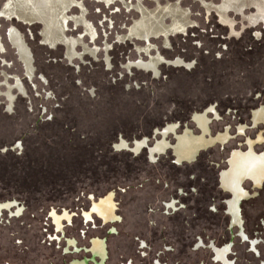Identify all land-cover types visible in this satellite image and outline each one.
I'll use <instances>...</instances> for the list:
<instances>
[{"label":"rangeland","instance_id":"rangeland-1","mask_svg":"<svg viewBox=\"0 0 264 264\" xmlns=\"http://www.w3.org/2000/svg\"><path fill=\"white\" fill-rule=\"evenodd\" d=\"M32 4L14 3L10 20L0 14V203L24 208L0 216V264H219L212 245L229 246L234 264H262L264 185L244 182L249 197L239 204L256 257L231 225L219 175L247 139L264 138V123L252 124L256 112L264 117V0H72L63 29L79 40L72 61L51 26L61 5L38 14ZM175 23L185 29L163 32ZM12 27L31 53L30 79ZM151 57L166 61L157 76L128 67ZM174 59L187 65L167 64ZM202 114L204 133L191 122ZM178 124L166 142L190 131L202 143L194 150L208 148L193 162L114 148L144 137L152 145L161 141L154 129ZM226 134L229 142L215 143Z\"/></svg>","mask_w":264,"mask_h":264},{"label":"flooded vegetation","instance_id":"flooded-vegetation-1","mask_svg":"<svg viewBox=\"0 0 264 264\" xmlns=\"http://www.w3.org/2000/svg\"><path fill=\"white\" fill-rule=\"evenodd\" d=\"M9 36V32H8ZM21 36V35H20ZM9 39V38H8ZM69 39V38H68ZM73 40L72 38H70ZM21 40L24 42L26 45L25 41L21 37ZM11 46L12 43L9 40ZM79 42V40H76V44ZM148 42V41H147ZM27 46V45H26ZM76 46V45H75ZM75 46L73 49L74 55L72 56V59L75 58V56H79L78 53H76ZM28 48V47H27ZM16 49V48H14ZM107 50V49H106ZM17 51V49H16ZM26 52V51H25ZM93 53V52H92ZM17 56L20 58L21 62L25 65V63L22 61L21 57L18 54L17 51ZM80 57V56H79ZM27 58H30V65L29 68L26 70V75L27 78H31L33 74V66H32V56L29 51V56L26 54L25 60ZM153 58V57H151ZM156 58V57H155ZM72 59H68L72 61ZM160 61H158L156 65V72H154L151 69L145 70L142 68L140 64L143 63H148L149 60L147 61H142L138 60L134 63H130L128 67H136L137 69L147 72L149 74H152L153 76H157L158 70L157 66L160 63L166 62L163 60V58L159 57ZM179 61L180 63H178ZM105 63L109 66L108 58L106 57ZM171 63L172 65L175 66H185L187 63L183 62L181 59H174L173 61L167 62V64ZM131 65V66H130ZM26 66V65H25ZM26 68V67H25ZM17 87L22 91L21 85L19 80L17 81ZM8 92V91H7ZM7 94V93H6ZM7 97V95H6ZM8 98V103L11 104L13 101V96L9 92V97ZM212 109H210L211 111ZM208 114V113H207ZM256 119V118H255ZM193 124L197 126V129L201 131V133H204L206 124H207V119L205 117V114L202 115H195L193 116V119H191ZM252 124L255 127L256 124L252 120ZM182 127V126H181ZM180 128L179 124L177 128H175L174 125L171 126H165L163 128L159 129H154V131L151 133V136L153 135V139L156 136H159L161 138L160 142H153L152 145H148L150 139L148 137H144L139 140H134L130 144V148L128 147L129 145L126 143L121 142L122 140L119 141V146L114 147L116 150H126L129 151L133 154H138L142 150L146 151V154L148 155L149 159L152 161H155V158L157 155H162V154H167L169 151L173 152L174 154V159L177 165L183 164V163H190L193 162L198 154L201 151H205L206 149H202L199 151H196L193 149V147H196L202 143L198 142L197 139L192 138L189 136V132L185 131L184 135L179 136L174 138L175 140V145H170L168 142L165 141V137L167 134L174 132L175 129ZM246 127H239L238 132L243 133L245 131ZM228 130V128H226ZM184 131V129H183ZM233 137L231 135H222L218 141H215L216 144H224L226 142H229ZM177 140V143H176ZM213 141H210V144ZM195 143V144H194ZM209 143V142H208ZM264 143V138H262V134H258L255 140L247 139L246 140V150L243 152L241 150H234L231 155L228 158L227 162V169L223 170L221 174L219 175V180H220V185L221 188L226 191L230 192L232 195V199L227 201V213L229 218L231 219V225H236L237 226V231H238V237H240L241 240L248 242V245L250 246L251 250L249 252L253 253L256 255V257H260V252L257 249V240H250L248 241V236L244 233L242 225H241V220H240V202L246 198L249 197V192L245 189L243 186L244 182H248L249 185L254 189V190H259L261 187L264 185V152L257 153L255 151V146L260 145ZM210 148V147H209ZM174 200H171L167 203L164 204V207L170 208L174 207ZM100 204H94L93 210L96 211L100 216L104 217V220L107 222V215L104 212H101V209L99 207ZM21 207L20 205L15 201V200H8L0 203V216L6 212L9 213L11 217H15L16 215H20L21 212ZM110 211H112L110 209ZM93 213V212H92ZM66 215V213H65ZM84 218L86 219V222H91V214L90 213H84ZM111 215V214H110ZM109 218L111 219L112 217ZM68 217V215H67ZM57 220L56 218H54ZM104 221V222H105ZM56 222V221H55ZM59 220L56 222L57 226ZM264 227V226H263ZM54 240H57V236L54 238ZM59 240V239H58ZM145 244L142 243V248H144ZM214 250V254L219 255V260L217 262L219 264H234L232 261H229L226 257V254L229 252V246H226L224 250H219L212 245L211 247ZM226 252V254H225ZM264 258V255H263ZM264 264V260L262 262Z\"/></svg>","mask_w":264,"mask_h":264},{"label":"bare ground","instance_id":"bare-ground-1","mask_svg":"<svg viewBox=\"0 0 264 264\" xmlns=\"http://www.w3.org/2000/svg\"><path fill=\"white\" fill-rule=\"evenodd\" d=\"M33 1H34V4H32ZM9 2H10V4L7 5L2 10V12H0V14L5 15L9 20H10L9 17L11 15L15 14V11L12 10L14 3H15V5L16 4L17 5L20 4L21 6L24 5V7L25 6L28 7V6H30L32 4V7H35V9H36L35 11L36 12L37 11H39V12L47 11V9L50 7V5L53 2L59 3V5H61L62 8H58L57 18H54V20L51 23V26H52V28L54 26V28L60 29V36L57 37L55 35L57 37L56 39L62 41L67 46V54L66 55L68 56V59H72V56L74 55L73 49H74V46L76 45V40L68 39L67 37H64V35H63V29H65V27L67 26V21H68L67 20L68 18L65 16V9H66V7H68V5H70L72 3V0H10ZM24 20L29 22L32 19H29V17H25ZM146 24H148V23H146ZM174 25H175V27H174ZM174 25H171V26L163 25L164 27H162V28L164 30H167V31L169 29L180 30V29H182L185 26V23H177V24L175 23ZM51 37L53 39V36H51ZM56 39H54L50 43L53 44L56 41ZM9 40L11 41L13 47L17 49L18 54L21 57L22 61L25 63V65H26L25 67H26V70H27L29 68V65H30V58H27L25 60V56H26V54L29 56V49L24 44V42L21 40V38L18 37V34H17V32L15 30H11V32L9 33ZM158 61H160L159 57L150 58L148 63H143V64H140V65L145 70L151 69L154 72H156V65H157ZM177 62L180 63L179 61H177ZM9 92H10V88L8 89V92L6 94L7 97H9Z\"/></svg>","mask_w":264,"mask_h":264},{"label":"crops","instance_id":"crops-1","mask_svg":"<svg viewBox=\"0 0 264 264\" xmlns=\"http://www.w3.org/2000/svg\"><path fill=\"white\" fill-rule=\"evenodd\" d=\"M150 1H156V0H150ZM186 25V24H185ZM171 26V25H170ZM183 29V28H182ZM185 29V28H184ZM183 29V30H184ZM11 30H15L16 32H17V34H18V37L19 38H21V36H20V33L15 29V28H11L10 30H9V33L11 32ZM181 30V29H180ZM168 31H179V30H173V29H169ZM167 30H164L163 29V32L164 33H166V32H168ZM8 38H9V36H8ZM260 116H262L261 115V113H259V111L258 112H256L255 114H254V116H253V121L255 122V124H256V126L258 125V123L259 122H263L264 123V117H260ZM256 118V119H255ZM260 135L262 134L261 132L259 133ZM262 138H263V136H262Z\"/></svg>","mask_w":264,"mask_h":264},{"label":"built area","instance_id":"built-area-1","mask_svg":"<svg viewBox=\"0 0 264 264\" xmlns=\"http://www.w3.org/2000/svg\"><path fill=\"white\" fill-rule=\"evenodd\" d=\"M19 205H20V203H19ZM21 209H22V210H21V212H20V215H18V216L16 215V216H15L16 218H19V217H21V216L23 215L24 208L21 207ZM49 236H50V235H49ZM51 236H52V235H51ZM51 236H50V237H51ZM54 237H56V236H55V235L52 236V237L50 238V241H54V240H53ZM58 239H59V238H58ZM55 241H56V240H55Z\"/></svg>","mask_w":264,"mask_h":264},{"label":"water","instance_id":"water-1","mask_svg":"<svg viewBox=\"0 0 264 264\" xmlns=\"http://www.w3.org/2000/svg\"><path fill=\"white\" fill-rule=\"evenodd\" d=\"M153 136V135H152Z\"/></svg>","mask_w":264,"mask_h":264}]
</instances>
